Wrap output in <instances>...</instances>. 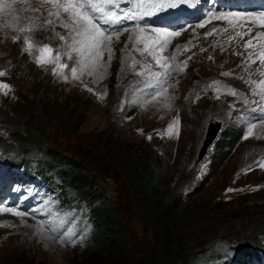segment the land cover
Listing matches in <instances>:
<instances>
[{
    "label": "rangeland",
    "instance_id": "obj_1",
    "mask_svg": "<svg viewBox=\"0 0 264 264\" xmlns=\"http://www.w3.org/2000/svg\"><path fill=\"white\" fill-rule=\"evenodd\" d=\"M137 2L138 0H131L129 3L125 0L121 3V9L136 10ZM252 2L254 1L238 0L230 10L241 13L243 6ZM7 3L12 4V10L0 12V70L6 71V75L0 77V83H6L10 88H0V139L3 141L9 139V130L16 118L21 117L24 120L21 125L26 131L32 130L31 135L42 137L44 143L47 142L62 153L78 157L84 165L97 172L94 191L97 188L100 191H95L94 195H100L101 200L96 203V206L118 208L130 234L144 243L147 246L146 252L152 255L156 252L154 236L150 229H145L138 209L130 200V182L132 181L130 171L119 167L116 171L118 173L111 175L102 164L96 165L92 162L93 159H90V163H85L86 155H92L93 140L89 138V135L114 131L117 138H124L134 145L144 142L157 153L166 143L170 146L174 144L170 172L172 174L175 170H179V174L171 183V194L166 199V203L172 199L181 198L179 212L185 209L199 212L202 222L193 229L194 236L199 238L203 230L202 234L206 236L202 238L204 242L199 246L209 243V248L206 254L196 260L197 264H221L228 258H231V264H235L234 258L237 257L230 248L243 246L247 244L246 241L255 239L248 234L245 236L243 231L249 223L250 213H264V167L259 166V162L263 161L264 157V122L257 121L252 135L247 139L243 138L247 134L245 122L252 116H264V113L258 111L259 106H264V99L254 94L259 90L258 87L246 83L249 79L264 80V76L257 71L260 68V61L256 59V63L251 64L250 67L244 63L248 59L249 52L256 53L257 49L264 51V48L258 46L264 45V39L258 38L259 33H264V27L261 26L264 19H259L260 25L250 32H247V28L239 21L230 26L223 20L213 25H211L212 21L209 22L211 26L208 28H195L194 33L193 27L197 22L191 23L193 27H189L180 36L171 39L165 49L156 53L158 58L176 55L173 64L185 60L188 63L184 72H172L170 83L174 86L169 87L166 93L161 92L155 100H151L150 93L153 89L146 88L145 84L155 81L148 75V69L150 67L152 72L160 73L164 69L152 59L149 54L150 49L144 51L145 45L155 38L156 34L151 31L155 28V24L159 27L164 26L167 18H172L175 14L164 13L138 18L135 21L125 20L123 26L134 29L136 25H140L145 31L122 33L119 41L114 40L111 43L113 51L110 60L108 51L105 49L101 61L104 64L101 70L103 78L97 80L94 77L84 76L81 83L71 79L68 70H63L69 76L68 81L65 82L59 74L53 75L54 65L39 66L35 62L36 56L39 55L35 47L32 55L24 51L23 38L32 37L35 44H48L54 49H59L61 53L67 54V44L55 35V33L67 35V30L58 25L53 30L51 26L44 24V20L48 17V9L52 6L42 5L41 0H23V2L7 0ZM37 7L41 8L40 12L23 11L24 8ZM218 7L219 4H216V8ZM230 10L224 9V12H230ZM246 11L253 12L255 9L247 8ZM26 17L29 18L27 23L24 19ZM257 17L260 18V16ZM63 18L67 19V14H63ZM242 18L245 19L244 16ZM28 24L33 25L37 30L31 33L24 32L20 34L21 41L13 42L12 36L18 34L14 29L27 27ZM225 27H229L231 31L227 34L235 35L242 32L245 34L243 39L235 42L234 40L230 42L226 38L228 47L223 50L225 48H218V45H221L219 38L226 36V32L218 31L207 38L205 34L214 28L224 29ZM233 29L236 31L232 32ZM250 39L257 43H253L254 47L246 50L243 45ZM178 46H187V49L181 47V51L177 53ZM215 50H223V52H213ZM235 53H243V55ZM189 56L192 57L190 60ZM209 56H213V59H209ZM254 57L255 55L253 59ZM133 61L136 62L134 66ZM68 63L71 67V62L68 61ZM246 67L247 71H245ZM136 71H142L144 75H136ZM223 72H231L233 75L223 76L221 74ZM212 81L221 82L216 86L222 93L219 99L210 87ZM85 84L93 91L89 92ZM225 85L235 88L239 95L232 96ZM45 91L48 97L72 98L90 106L86 122L77 133L63 126L56 118L52 120L54 123L57 121L55 125L47 121L48 119L40 122L38 115L40 107L37 105L41 96L45 95ZM4 92L8 94L4 95ZM105 93L104 99H100V96ZM144 100L150 102L145 105ZM130 101H139V103ZM253 101L258 103L253 104ZM31 106L34 108L31 109ZM174 120L178 121L175 134H168L167 129ZM215 122L223 123L222 130L204 159L198 161L207 128ZM148 136H151V139H148ZM8 144L15 146L12 137L8 140ZM225 151L231 152L229 159L209 184L196 193V188L210 174L209 167L214 156L223 155ZM103 155L104 152H101V156ZM159 160L158 154L154 153L151 162L156 163ZM246 169L250 170L245 172ZM4 175L5 172H2L0 182L6 180ZM15 186L26 190L32 206L40 207L43 211L35 217L20 218L13 214L0 216V264H89L95 261L87 250L86 243L92 232V225L86 219V215L81 211L62 206L56 196L53 197L46 190L42 193L40 187L35 184L21 180ZM228 188L243 189V191L226 192ZM50 198L55 201V204L51 206L53 214L59 209L71 215L72 219L63 225L69 233L86 228V235L75 245L61 243L56 238L44 239L36 234L35 227L38 221L47 222L52 218L46 215L49 208L45 207ZM17 203L25 204L26 207L28 201H16ZM22 210L26 209L22 208ZM218 217L219 220L213 223L214 218ZM255 240L264 244V236L256 237ZM137 258L139 259L138 255Z\"/></svg>",
    "mask_w": 264,
    "mask_h": 264
},
{
    "label": "trees",
    "instance_id": "obj_2",
    "mask_svg": "<svg viewBox=\"0 0 264 264\" xmlns=\"http://www.w3.org/2000/svg\"><path fill=\"white\" fill-rule=\"evenodd\" d=\"M37 106L40 107L38 115L41 123L46 119L53 122V118H56L63 126L71 128L73 133H77L84 125L90 110V106L76 99L48 97L47 91L38 100ZM16 120L9 130V139L12 137L15 146H9V139H0V152L11 156L20 169L29 170L32 165L33 178L57 191L63 203L76 204L86 212V219L92 225L86 243L87 250L95 259L89 264H197L196 260L208 252V242L199 246L206 236L202 234L203 230L199 238H195L193 232L202 222L199 212L188 209L179 212L181 198L166 203L171 194V183L179 174V170L172 174L170 172L174 144L170 146L166 143L157 153L144 142L134 145L124 138H117L114 131L89 135L93 140V148L92 155H86L85 163L93 159L92 162L102 164L111 175L118 173L116 171L119 167L130 171V200L138 209L145 229L152 231L156 250L152 255L146 252L147 246L144 243L130 234L118 208L96 206L101 200L100 195H94L95 191H100L98 188L94 191L97 172L84 165L78 157L62 153L47 142L44 143L42 137L31 135L32 130L26 131L21 125L23 118L17 117ZM56 122H53L54 125ZM101 152L106 157L101 156ZM154 153L158 154L159 162H151ZM230 155V151H225L223 155L214 156L209 167L210 174L196 188V193L219 173ZM218 220L219 217L214 218L213 223ZM248 222L243 231L245 236L248 234L255 239L264 236V231H260L264 230L263 212L250 213ZM255 239L238 246L236 254L244 259L264 260V244Z\"/></svg>",
    "mask_w": 264,
    "mask_h": 264
},
{
    "label": "snow or ice",
    "instance_id": "obj_3",
    "mask_svg": "<svg viewBox=\"0 0 264 264\" xmlns=\"http://www.w3.org/2000/svg\"><path fill=\"white\" fill-rule=\"evenodd\" d=\"M23 2V0H22ZM125 0H41V4H49L52 7L48 9V17L44 20L46 26H51L54 28L58 25L67 30V35L61 33H55L60 41H64L67 44L66 52L63 54L59 49H54L51 45L48 44H35L34 38L27 37L23 38V43L25 45L24 51L28 52L29 55H32V50L35 47V50L39 53L36 56L35 62L39 66L44 65H54L53 75L59 74L63 77L64 81L67 82L69 76L65 74L63 70H68L70 73L71 79L80 81L83 83V77H94L97 80L103 78L102 69L104 64L101 63L103 60V54L105 49H107L109 54V60L111 59L112 51L111 43L119 41V37L122 33L136 31L144 32L145 29L140 25H136L134 29H130L124 25L125 20L135 21L138 18L157 16L159 14L174 12V18L168 19L166 24L161 27H155L151 31L155 33V38L150 40L149 44L145 45L144 51L150 49L149 54L152 56V59L156 61L157 65L164 69L162 73L152 72L150 67L148 69V75L153 78L155 81H149L145 84L146 88H152L153 92L150 93L151 100H155L161 92H167L169 87H173L170 83L172 72L177 73L184 72L187 68L188 61L185 60L181 63L173 64V61L176 60V55L170 57L165 56L158 58L156 53L162 51L169 44L170 40L173 37L180 36L183 31H187L189 27H193L191 22L185 21L181 23L180 21L184 19V11L196 10L201 12L200 21L195 24L193 27V32L195 33V28L205 27L211 20L219 19L226 20L227 23L232 26L233 20L230 17L240 16L241 13L234 12H223L217 11L216 4L218 0H138L136 3L135 9L133 11L122 10L121 3ZM131 2V0H127ZM211 4V8H205L204 5ZM12 10V4L7 3V0H0V12ZM23 11L31 12H40L41 8H24ZM63 14H67V19L63 18ZM261 19H264V13L259 14ZM19 19V18H18ZM25 22L29 18H24ZM119 26V27H118ZM264 27V23L261 24ZM37 30L33 25L28 24L27 27H18L14 29L18 34L12 36L13 42H19L22 39L20 34L24 32L31 33ZM227 32L228 29H213L211 32L205 34V38L208 36L214 35L217 32ZM251 29H249V32ZM245 33H237L240 39H243ZM258 38H264V33H259ZM253 38V39H258ZM236 36L229 37V41L235 40ZM70 41V43H68ZM191 43V42H189ZM260 48H264V45H258ZM181 47L187 49V46H178L176 52L181 51ZM243 47L247 50L248 48L254 47L253 40L250 39ZM137 51H141L137 49ZM201 51H206V49H201ZM143 54V52H141ZM237 55H243V53H235ZM255 55L256 59L260 61V68L257 70L260 75L264 76V51L260 52H249L248 59L244 61L245 65L249 66L256 63V59H253ZM192 57L189 56L190 60ZM209 59L213 57L209 56ZM68 61L71 62V67H69ZM162 61V62H161ZM133 61V66L135 65ZM142 68L145 66H141ZM247 71V67L245 68ZM136 75H144L142 71H136ZM223 76H231V72L221 73ZM6 75L5 70H0V77ZM251 75V74H250ZM242 79V77H240ZM178 83V82H177ZM250 85H256L258 91H255L254 94L264 99V80L255 81L249 79L246 81ZM220 81H212L210 87L213 88L216 98L219 99L222 94L219 90L218 85ZM89 92H92L93 89L84 85ZM226 88H229L230 94L232 96H237L239 93L235 88L225 85ZM0 88L9 89L10 86L6 83H0ZM7 95V92L3 93ZM106 93L100 96V99H104ZM199 98V97H198ZM133 103H139V101H130ZM149 100H144L143 103L146 105L149 103ZM257 101H253V104H257ZM123 110V108H121ZM258 111L264 113V106H259ZM131 119V117H128ZM264 122V116H252L249 121L245 122L246 135L243 136L244 139H247L252 135V130L256 127V122ZM178 123L177 120H174L171 125H169L167 132L168 134H175V126ZM141 131L142 130H138ZM148 139H151V136H148ZM260 167H264V161L259 162ZM250 169H246L248 171ZM256 190V189H253ZM12 191L17 193V201H28L26 210L18 211L20 204L17 203L14 207H2L0 208V213H11L17 217L23 218L26 216L35 217L38 213H41L43 210L40 207L32 206L31 199L27 194L26 190L22 189L20 186H14ZM232 191H243V189H226V192ZM4 203V198L0 197V204ZM55 204L53 199H49L45 207L49 208V211L46 215L52 217L47 220L38 221L35 231L37 235H40L44 239H59L61 243L75 245L78 241L82 240L86 235L85 230L73 231L69 233L66 228L63 227L68 220L72 219L71 215L67 212H61L59 209L56 210L53 214L51 206ZM87 227V226H86ZM52 233V236L48 234ZM226 247V246H224ZM227 255V252H225Z\"/></svg>",
    "mask_w": 264,
    "mask_h": 264
},
{
    "label": "bare ground",
    "instance_id": "obj_4",
    "mask_svg": "<svg viewBox=\"0 0 264 264\" xmlns=\"http://www.w3.org/2000/svg\"><path fill=\"white\" fill-rule=\"evenodd\" d=\"M230 5V4H229ZM249 9V10H253V9H255V11H253V12H248V11H246V9ZM226 9V8H225ZM218 11H221V9H218ZM261 11H263V9H260V8H252V7H249V6H245V9H243L242 10V16H244L245 17V20H241V25H244L246 28H247V32H249V29H251V31L255 28V27H258V25H260V21H259V19L260 20H262L261 18H259V17H257V16H259V14H260V12ZM235 13V12H234ZM241 16V17H242ZM247 20V21H246ZM223 20H216V21H214V23H218V22H222ZM155 27H159L157 24H155ZM208 28V27H207ZM225 28H227L228 29V31L227 32H231L230 31V29H229V27H225ZM151 29V28H150ZM204 29V28H203ZM233 31H236V30H232V32ZM263 31H264V29H263ZM227 32H226V36H223V37H220L219 39H220V44L221 45H218V48L219 49H223V48H225V47H228L227 45H228V42L225 40L226 38H228L229 39V37H231V36H236V39L234 40V42L235 41H238L240 38H239V36H237L236 34L234 35L233 33H228L227 34ZM129 33V32H128ZM127 33V35H131V34H128ZM243 33V32H242ZM219 36H220V34H219ZM253 43L255 44V43H257L255 40H253ZM227 48H225V49H223V50H226ZM233 49V48H232ZM223 50H215V51H213V52H223ZM260 50L259 49H257V52H259ZM213 57V56H212ZM219 57V56H218ZM235 59H237V58H235ZM254 59H256V57H254ZM221 60V59H220ZM241 60V59H240ZM213 62V61H212ZM215 62V61H214ZM213 62V63H214ZM240 62V61H239ZM218 63V62H217ZM241 63H243V62H241ZM240 63V64H241ZM220 64V63H219ZM225 64V63H224ZM239 65V64H238ZM260 65V64H259ZM244 67V66H243ZM251 71V70H250ZM253 72V71H252ZM257 72V71H256ZM234 73H235V71H234ZM248 75V74H247ZM9 244V243H8Z\"/></svg>",
    "mask_w": 264,
    "mask_h": 264
},
{
    "label": "water",
    "instance_id": "obj_5",
    "mask_svg": "<svg viewBox=\"0 0 264 264\" xmlns=\"http://www.w3.org/2000/svg\"><path fill=\"white\" fill-rule=\"evenodd\" d=\"M222 127H223L222 122L211 123L208 126L205 138L203 140V143H202L200 151H199L198 161L203 160L204 157L207 155L210 147L214 144V142L218 138V136L222 130Z\"/></svg>",
    "mask_w": 264,
    "mask_h": 264
}]
</instances>
